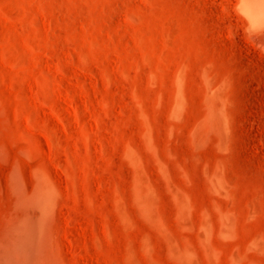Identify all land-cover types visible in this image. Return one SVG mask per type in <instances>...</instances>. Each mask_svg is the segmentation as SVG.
Masks as SVG:
<instances>
[{
    "label": "rangeland",
    "instance_id": "obj_1",
    "mask_svg": "<svg viewBox=\"0 0 264 264\" xmlns=\"http://www.w3.org/2000/svg\"><path fill=\"white\" fill-rule=\"evenodd\" d=\"M0 264H264L240 0H0Z\"/></svg>",
    "mask_w": 264,
    "mask_h": 264
},
{
    "label": "bare ground",
    "instance_id": "obj_2",
    "mask_svg": "<svg viewBox=\"0 0 264 264\" xmlns=\"http://www.w3.org/2000/svg\"><path fill=\"white\" fill-rule=\"evenodd\" d=\"M240 7L250 29L261 32L264 29V0H240Z\"/></svg>",
    "mask_w": 264,
    "mask_h": 264
}]
</instances>
